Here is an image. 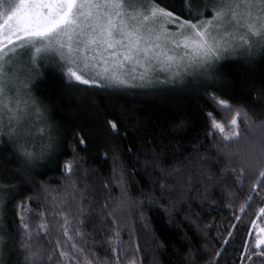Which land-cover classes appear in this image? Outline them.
Masks as SVG:
<instances>
[{
  "label": "snow or ice",
  "instance_id": "6c2138e0",
  "mask_svg": "<svg viewBox=\"0 0 264 264\" xmlns=\"http://www.w3.org/2000/svg\"><path fill=\"white\" fill-rule=\"evenodd\" d=\"M230 57H264V0H0V264L13 253L19 264H142L132 243L135 229L128 230V241L122 236L142 201L130 196L118 148L99 193H90L87 183L79 186L69 162L63 167L70 183L58 189L43 181L33 185V170L58 142L46 106L30 87L34 74L49 63L68 81L105 90L198 85L212 104L204 115L215 155L198 153L195 170L189 171L191 162L183 165L173 157L169 163L162 157L166 149L154 147L145 159L152 191L141 195L148 205L175 211L180 204L191 208L193 200L203 204L220 189L233 209L236 188L247 184L234 219L241 221L256 197L259 208L246 227L251 238L241 255L264 264V85L250 90L258 111L233 102L220 88L226 76L222 62ZM106 123L113 135L120 134L116 120ZM34 127L41 133L38 148ZM74 136L86 143L79 132ZM6 143L16 153V165L3 163L13 154L3 152ZM18 176L33 185L28 196L17 197ZM41 198L47 204L33 210ZM224 232L214 238L218 247L202 253L190 248L178 264H222L233 234Z\"/></svg>",
  "mask_w": 264,
  "mask_h": 264
},
{
  "label": "trees",
  "instance_id": "16d2710c",
  "mask_svg": "<svg viewBox=\"0 0 264 264\" xmlns=\"http://www.w3.org/2000/svg\"><path fill=\"white\" fill-rule=\"evenodd\" d=\"M220 71L226 74L220 84L224 94L233 102L258 111L259 105L250 90L264 85V57L254 61L230 57L222 62ZM31 90L46 106L48 120L58 141L55 149L33 170L34 186L38 188L43 181L52 189H58L70 183L63 167L65 162H69L74 166L72 175L79 186L84 187L87 183L90 193H99L101 182L111 174V153L118 148L122 161L127 165L130 196L142 201L140 207L133 210L122 236L128 241V230L135 229L132 243L139 248L136 256L142 264H178L179 255L190 248L202 253L205 248L218 247L214 238L226 235L224 229L233 234L220 257L222 264H254L259 260L254 257L253 262H246L241 255L244 253V241L251 238L246 234V227L259 208V197L250 202L252 207L247 208L241 221L237 222L233 216L246 198L247 184L244 189L236 188L237 194L232 201L236 207L233 209L227 207L228 201L222 198L220 189L203 204L193 200L191 208L180 204L175 211H165L155 202L148 205L147 198L141 195L144 189L152 191V179L146 171L145 159L151 157L154 147L166 149L162 157L169 163L173 157L180 158L183 165L191 162L193 167L186 169L189 171L195 170L198 153L207 150L209 156L215 155L211 137L206 135L209 123L204 115L205 109L211 108L212 104L198 85L187 83L160 88L105 90L68 81L49 63L36 72ZM108 119L118 122L119 135L111 133L106 123ZM221 119L226 117L222 115ZM75 132L85 137L84 145L78 143ZM2 150L13 153L3 163L16 165V153L11 146L6 143ZM105 152L109 153L108 158ZM158 176V171L152 172L153 179ZM33 185L27 184L23 176H18L17 197L28 196ZM51 195L63 198L56 191ZM100 195L103 199V194ZM156 195H159L158 191ZM46 204L47 201L41 198L32 203V208L41 209ZM8 212L9 223H12L11 206ZM20 260L15 253L6 257L7 264H19Z\"/></svg>",
  "mask_w": 264,
  "mask_h": 264
},
{
  "label": "rangeland",
  "instance_id": "374dc122",
  "mask_svg": "<svg viewBox=\"0 0 264 264\" xmlns=\"http://www.w3.org/2000/svg\"><path fill=\"white\" fill-rule=\"evenodd\" d=\"M35 77H36V73L34 74L33 81L35 80ZM168 85H172V84H156V85H154L151 88H160V87H164V86H168ZM30 87H31V85H30ZM136 89H144V88H136ZM36 127H40V125L37 124ZM36 127H34L32 129V131L35 134V137H34V139H35V146L38 148V145H40V143H41V133H39V132L36 131ZM29 146H31V145H29Z\"/></svg>",
  "mask_w": 264,
  "mask_h": 264
}]
</instances>
